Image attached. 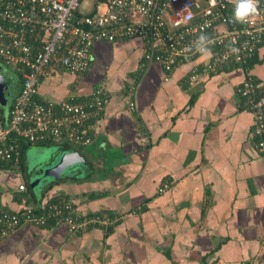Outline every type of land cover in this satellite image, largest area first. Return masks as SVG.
I'll list each match as a JSON object with an SVG mask.
<instances>
[{
    "label": "crops",
    "instance_id": "obj_1",
    "mask_svg": "<svg viewBox=\"0 0 264 264\" xmlns=\"http://www.w3.org/2000/svg\"><path fill=\"white\" fill-rule=\"evenodd\" d=\"M142 52L140 39L98 42L82 75L40 81L36 99L53 103L102 85L108 100L99 132L90 149L65 141L22 145L18 166L0 165V208L41 211L65 196L77 214H100L105 222L78 234L54 221L20 226L0 241V264H264V155L236 94L244 71L192 82V70L209 57L166 76L155 63L141 70ZM259 59L248 74L264 84V47ZM9 71L16 81L0 104L3 124L20 89ZM61 151L81 162L50 188L54 180L34 173ZM75 177L78 184L65 180Z\"/></svg>",
    "mask_w": 264,
    "mask_h": 264
},
{
    "label": "built area",
    "instance_id": "obj_2",
    "mask_svg": "<svg viewBox=\"0 0 264 264\" xmlns=\"http://www.w3.org/2000/svg\"><path fill=\"white\" fill-rule=\"evenodd\" d=\"M83 1L92 3L85 15L78 13ZM258 7L259 15L234 23L233 0H0V65L21 81L6 124L0 117V165L18 166L20 142L65 141L79 148L93 143L108 100L102 85L86 97L67 95L57 103L39 101L36 95L40 81L56 71L74 76L86 72L95 43L140 39V69L157 63L169 72L202 56L186 48L204 33L214 41L207 70L240 67L264 38V0ZM232 47L238 53L230 52ZM135 82L129 84L130 92ZM259 93L251 79L236 90L253 116L255 148L264 155V93ZM166 187L164 181L159 192ZM50 220L65 225L70 234L105 222L100 214H77L72 200L60 196L41 211L0 208V241L20 226L43 227Z\"/></svg>",
    "mask_w": 264,
    "mask_h": 264
},
{
    "label": "trees",
    "instance_id": "obj_3",
    "mask_svg": "<svg viewBox=\"0 0 264 264\" xmlns=\"http://www.w3.org/2000/svg\"><path fill=\"white\" fill-rule=\"evenodd\" d=\"M103 42V41H102ZM108 43H113V42H108ZM262 47H264V38L262 39V41L258 44V47L256 48V50H255V52H254V55L251 57V58H248V60H246V62L245 63H243L240 67H235V66H233L232 64H226V65H224V66H221V68H218V69H215L214 71H209V70H207V68H206V64H207V62H205L204 63V65L197 71V70H195V71H193L192 70V75L190 76V81H194V80H196V78L197 77H200V76H206V77H208V76H212V75H216V74H218V73H220V72H226V71H230V70H232V69H242L243 71H244V73H245V78H244V80H248V79H251V81H253V83L255 84V86L259 89V91H260V93H259V95H261V94H263L264 93V84H261L260 83V80L258 81V80H256V79H253V77H251L249 74H248V72H249V70H251L255 65H259V64H261L262 63V59H259V51H260V49L262 48ZM142 57V56H141ZM199 56H194V57H192L191 59H190V61H187V62H183L184 64H188V63H191L192 61H194L195 59H197ZM151 64H153V63H151ZM155 64H157V63H155ZM160 68H161V70L166 74V76H169L171 73H172V71L174 70V68L175 67H178L179 65H177V66H174L169 72H165L164 70H163V68L161 67V65H159V64H157ZM0 66H2V65H0ZM2 67H4V66H2ZM7 67H4V69H6ZM7 69H9V67L7 68ZM9 70H11V69H9ZM246 70V71H245ZM65 73H67V72H65ZM68 74H70V73H68ZM14 75L16 76V74L14 73ZM82 75V74H81ZM77 76H80V75H77ZM193 76H195L194 77V79H192V77ZM17 79H18V83H19V85L21 86V81H20V78L19 77H16ZM243 80V81H244ZM240 86V84L239 85H237V87H236V90H237V88ZM193 98H192V101L190 100L189 102H190V104L189 105H191L192 103H193ZM242 101H244V99L242 98ZM244 103V102H243ZM245 104V103H244ZM51 143V141H44V142H37V143H25V142H20V145H21V154H22V145L24 146L25 144H27V145H32V144H38V145H43V146H46V145H48V144H50ZM61 145V144H60ZM63 147V146H62ZM63 180V179H62ZM59 181H61V180H59ZM55 199H53V200H50L49 202H51V201H54ZM95 215H97V214H95ZM50 222H52L53 223V221L52 220H50Z\"/></svg>",
    "mask_w": 264,
    "mask_h": 264
},
{
    "label": "water",
    "instance_id": "obj_4",
    "mask_svg": "<svg viewBox=\"0 0 264 264\" xmlns=\"http://www.w3.org/2000/svg\"><path fill=\"white\" fill-rule=\"evenodd\" d=\"M9 96L10 87L7 84L5 77L0 74V104H5ZM76 157L79 160L75 159ZM79 162H81V159L78 154L71 155L66 151H61V154L55 152L48 159L44 160L41 165L40 163L38 164L41 168L38 170L39 172L34 174L37 175V178L39 179L48 177L51 178V180H62L64 177L61 175L72 169L74 165H79Z\"/></svg>",
    "mask_w": 264,
    "mask_h": 264
},
{
    "label": "clouds",
    "instance_id": "obj_5",
    "mask_svg": "<svg viewBox=\"0 0 264 264\" xmlns=\"http://www.w3.org/2000/svg\"><path fill=\"white\" fill-rule=\"evenodd\" d=\"M234 10L232 21L234 23H245L250 18L259 15V0H233ZM214 41L204 33H201L193 46L186 48V51L191 52L193 49L204 57H211V45ZM232 53H238V49L232 47L229 49Z\"/></svg>",
    "mask_w": 264,
    "mask_h": 264
},
{
    "label": "rangeland",
    "instance_id": "obj_6",
    "mask_svg": "<svg viewBox=\"0 0 264 264\" xmlns=\"http://www.w3.org/2000/svg\"><path fill=\"white\" fill-rule=\"evenodd\" d=\"M91 5H92V3L90 2V1H83L81 4H80V7H79V9H78V13L79 14H82V15H85V14H87L88 13V11L91 9ZM1 68H0V74L1 75H3L4 77H5V79L6 80H8V82L10 83V85H9V87L11 88L10 89V92L12 91V88H14L11 84H13V83H15V78L12 76L11 77V75L9 74L10 73V71H9V69H4V67H2V66H0ZM57 73H59L58 71H56L53 75H55V74H57ZM52 75V76H53ZM49 77H51V76H49ZM11 95V94H10ZM9 97H11V96H9ZM86 148V147H85ZM83 149V148H82ZM88 149H90L89 147H88ZM87 149V150H88ZM97 154V156H100V154H98V153H96ZM71 171H73V170H71ZM44 178H48V177H44ZM78 178L79 177H75V178H72L71 180H69L68 178L67 179H65V180H67L68 182H73V183H77V181H78ZM48 179H50V178H48ZM64 179V178H63ZM54 181H51V184H50V188H52V187H54L56 184H57V182H60L59 180H56V179H53ZM80 182V181H79ZM78 182V183H79ZM77 183V184H78ZM58 185V184H57Z\"/></svg>",
    "mask_w": 264,
    "mask_h": 264
}]
</instances>
